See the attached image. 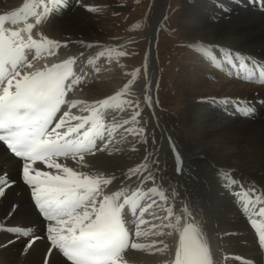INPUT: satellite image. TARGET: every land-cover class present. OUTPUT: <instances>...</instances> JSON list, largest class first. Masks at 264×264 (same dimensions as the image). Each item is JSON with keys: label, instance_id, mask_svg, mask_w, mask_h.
Returning <instances> with one entry per match:
<instances>
[{"label": "snow or ice", "instance_id": "snow-or-ice-1", "mask_svg": "<svg viewBox=\"0 0 264 264\" xmlns=\"http://www.w3.org/2000/svg\"><path fill=\"white\" fill-rule=\"evenodd\" d=\"M74 2L81 4V0ZM61 6H68L65 0H38L35 7L26 2L16 11L0 15V148L15 158L16 175L22 181L18 184L8 171L0 175V200L7 202L0 215L7 220L19 211L22 199L13 201L9 193L20 187L38 221L32 223L35 230L9 226L10 221L0 223V230L25 237L21 255L46 239L39 264H126L124 253L129 248L150 251L159 264H220L214 259L211 237L202 222L189 219L188 205L174 206L176 192L168 193L170 185L159 167V157L152 167L142 161L118 174L91 164L93 153L115 151L114 145L123 142L125 135L146 142L142 111L152 107L151 97L145 84L143 103L130 98L134 70L133 79L111 96L90 103L69 98L77 84L73 65L78 56L59 58L57 50L67 48L69 42L62 45L42 31L49 14ZM6 23L13 27H5ZM32 50L59 58V62L33 68L36 56L28 58ZM106 51L113 54L112 49ZM233 56L243 63L239 52L226 57L229 63ZM112 109L118 110L106 120ZM168 143L175 158L174 171L177 177L183 176L181 154L170 139ZM36 162L49 170L41 171ZM146 182L154 186L142 191L140 186ZM237 183L231 179L232 185ZM248 191L256 190L250 186ZM260 214L264 215V207ZM250 223L264 249V224Z\"/></svg>", "mask_w": 264, "mask_h": 264}, {"label": "bare ground", "instance_id": "bare-ground-1", "mask_svg": "<svg viewBox=\"0 0 264 264\" xmlns=\"http://www.w3.org/2000/svg\"><path fill=\"white\" fill-rule=\"evenodd\" d=\"M105 1L117 8L113 0ZM26 2L35 5L38 0H0V15L13 11ZM99 2L81 0V4L76 5L74 0H65L68 6H61L50 13V19L42 26L43 33L50 39L59 40L62 45L65 41L69 42L67 48L57 50L59 58H67L73 54L78 56L73 65L77 84L69 98L89 103L94 99L113 95L128 79H133L131 74L123 70L119 77L89 80L88 77L81 76V68L91 59L101 63L110 61L106 51L109 48L100 38L106 32V27L91 26L92 34H84L82 27L91 25L92 19L100 17L97 9ZM253 3L254 11L240 12L236 0H182L185 6L179 11L177 20L189 41L186 45L192 46L191 54L187 57L200 62L205 71H190L185 65L178 68L176 85L187 97V108L185 116L179 117L177 128L172 123L174 118L162 116L155 106L153 74L156 73V63L152 53L154 42L151 40L152 29L159 25L157 22L162 6L158 11L151 12L147 30L142 34L148 39L144 59L145 77L136 72L133 95L130 97L143 103L144 86L147 84L152 107H145L142 111L146 142L138 139L134 141L131 134H128L124 136L123 142L114 145L115 151H97L90 159L95 169L118 174L142 161L152 167V161L159 157V167L164 170V179L170 185L168 193L170 195L172 190L176 192L174 206L182 208L188 205L192 212L189 219L202 222L205 233L211 237L214 259L220 264H225V261L226 264H264V249L259 247L257 232L250 223L255 221L257 226L264 224V215L260 214V208L264 207V86L254 84L256 89L258 87L257 91H246V88H240L244 81L238 83L232 80L234 74L241 73L239 65L244 64L253 70V74L259 72L258 67L264 65V3L259 0H253ZM8 25L6 23L5 27ZM65 29L83 33L70 35L62 41V31ZM80 41L83 44L77 43ZM88 45L92 47L89 48ZM237 52L242 56L243 63L234 56L229 63L226 57ZM33 55L36 56L32 61L33 68L59 62V58L54 60L46 53L37 54L35 50L28 54L29 60ZM203 55H206L204 60ZM42 57L48 59L39 63ZM244 61L249 62L245 64ZM211 67L223 77L231 76V79H227L231 82L223 85L226 83L223 78L213 79V76L207 74ZM226 89L232 90V93L226 92ZM117 110H110L106 120L111 119ZM152 117L157 123L155 127ZM169 139L181 154L185 170L183 176L177 177L174 171L175 158L171 155ZM147 156L151 159H146ZM35 166L41 171L49 170L40 162H36ZM15 167V158L0 148V175L8 171L13 180L21 184ZM231 179L238 183L232 185ZM161 183L158 176L157 184ZM153 186L151 182H146L140 188L146 191ZM250 186L256 191L249 192ZM128 187L132 188V185ZM9 199H22V206L7 220L0 215V223L7 224L10 221L9 226L29 227H33L32 223H38L30 205L23 198L20 187L9 193ZM153 199L157 198L153 196ZM6 203L0 200V213L4 211ZM144 219L149 220L150 217L145 216ZM37 235L40 236L41 233L37 232ZM25 242L23 236L17 237L0 230V264H39L46 239L42 238L36 243L27 255H21ZM167 242L172 243L171 239ZM124 257L126 264H159V258L150 251L129 248L125 250Z\"/></svg>", "mask_w": 264, "mask_h": 264}, {"label": "rangeland", "instance_id": "rangeland-1", "mask_svg": "<svg viewBox=\"0 0 264 264\" xmlns=\"http://www.w3.org/2000/svg\"><path fill=\"white\" fill-rule=\"evenodd\" d=\"M99 1L97 9L100 17L92 19L93 23L89 26L82 25L83 31L85 30L84 34H92L93 28L91 26H95L96 28H104L105 26L106 32L100 35V38L105 41L109 49L113 50V54L107 56V59L110 61L105 62L106 64L94 59L88 61L86 66L81 68V76L94 80L105 77H119L122 74V70L128 74H131L135 70L140 73L141 77H145L144 59L148 39L144 38L142 34L147 30L148 19L150 18L149 14L158 11L162 6L161 10L164 8L163 16L157 27L156 38L153 44L156 63V73L153 74V89L156 94L155 106L157 112L162 116L174 118L172 123L177 128L178 119L185 116L184 113L187 108V97L179 86L176 85L178 68L185 65L190 71L191 69L200 70L201 73L205 71L200 62L194 60L193 57H187L189 53L191 54L192 48L190 47L192 46L186 45L189 41L185 37L186 34L177 20L179 11L185 6L182 4V0H113L117 8L107 4L105 0ZM36 5L32 6L35 7ZM21 6L22 4L17 9ZM17 9H13V11ZM7 27L13 26L9 24ZM83 31L76 32L75 29H65L62 31L61 37L63 39L61 40L64 41L65 37L81 34ZM119 52H124L125 55L120 56L115 54ZM205 56L203 55V60ZM47 59L48 57H42L39 63L46 62ZM209 70L207 74L213 76V79H224L226 83L223 85L231 82L227 80L231 79V76L226 75L223 77L214 71L212 67ZM211 76H207V78L210 79ZM232 80H236L238 83L242 82L236 77ZM243 83L240 84V88H246V91L258 90V87L256 89L253 86L254 84L256 85L253 81ZM226 90V92L232 93V90ZM140 102L142 103L141 100ZM152 121L153 127H155L157 123L153 117Z\"/></svg>", "mask_w": 264, "mask_h": 264}, {"label": "water", "instance_id": "water-1", "mask_svg": "<svg viewBox=\"0 0 264 264\" xmlns=\"http://www.w3.org/2000/svg\"><path fill=\"white\" fill-rule=\"evenodd\" d=\"M163 11H164V8H163V10H161V13L159 14V17H160V18H158L159 21H160L161 17L163 16ZM159 21L157 22V25L159 24ZM154 29H155V28L152 29V31H153V32H152V40H151L152 42H153V40H154V38H155V35H154L155 30H154ZM152 53H153V52H152ZM153 54H154V53H153Z\"/></svg>", "mask_w": 264, "mask_h": 264}]
</instances>
